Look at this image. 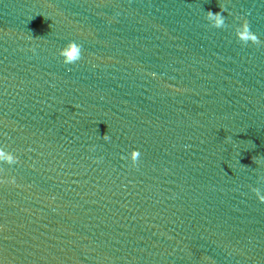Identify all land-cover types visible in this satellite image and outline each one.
I'll list each match as a JSON object with an SVG mask.
<instances>
[{"label": "water", "instance_id": "95a60500", "mask_svg": "<svg viewBox=\"0 0 264 264\" xmlns=\"http://www.w3.org/2000/svg\"><path fill=\"white\" fill-rule=\"evenodd\" d=\"M0 151V264H264V0H0Z\"/></svg>", "mask_w": 264, "mask_h": 264}, {"label": "clouds", "instance_id": "9594fccd", "mask_svg": "<svg viewBox=\"0 0 264 264\" xmlns=\"http://www.w3.org/2000/svg\"><path fill=\"white\" fill-rule=\"evenodd\" d=\"M223 11H224L223 8H221V12L219 13H213L211 11H208V16L216 20V27L218 28L224 25V17L222 15ZM238 35L241 40L244 41L251 40L255 44L259 43L255 33H253L250 30L249 24L247 22H245L242 31H240ZM81 50H82V46L77 42L72 41L69 42L68 45L60 52V55L64 57L65 64H72L81 59ZM103 138L105 140L109 139L107 134H105ZM140 155L141 153L138 150H134L132 152V159L136 161L139 159ZM4 156L5 153L3 151H0V157H4ZM7 159L9 162H12V157L10 155L7 157ZM259 200L261 202H264V197H260Z\"/></svg>", "mask_w": 264, "mask_h": 264}]
</instances>
